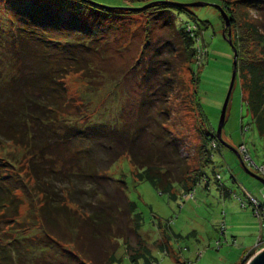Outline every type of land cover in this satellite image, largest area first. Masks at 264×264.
<instances>
[{
  "label": "trees",
  "instance_id": "16d2710c",
  "mask_svg": "<svg viewBox=\"0 0 264 264\" xmlns=\"http://www.w3.org/2000/svg\"><path fill=\"white\" fill-rule=\"evenodd\" d=\"M15 2L0 0L1 6L9 5L13 10L0 17V138L21 149L18 154H24L27 166L12 172L11 177L19 187H11L4 176L0 178V207H3L0 208V219L20 224L19 209L24 203V195L15 190L23 188L33 201V195L37 199L33 227L45 233L52 244L65 239L73 241L82 262L114 263L119 245L112 242L121 237L125 253L132 262L144 257L149 263L147 255L150 251L140 234L142 218L135 212V204L124 195L125 182L112 179L105 172L118 157L127 155L135 170L133 174L172 198L181 194L175 191V185L186 195L202 180L204 168L211 163L210 143L214 142L215 148L218 140L206 127L196 75L192 74L190 86L182 76L189 64H200L201 31L197 24L191 23L176 28L173 13L190 14L188 6L164 0H147L139 8L108 7L90 0H33L21 6ZM222 6L230 20L231 41L237 53L235 79L238 77L241 82L243 98L264 139V0H223ZM112 13L116 15L112 16ZM163 13L166 18L161 27L166 29V35L152 44V21ZM137 14L143 15L146 34L137 63L139 68L143 67L138 79L148 90L139 103L146 120L137 126L123 123L128 127L121 132L88 125L68 128H74L71 130L73 137L89 140L90 144L98 143V146L92 148V162L86 161L89 172L84 173L86 170L82 168L88 157L80 155L79 169L76 174H71L74 178L79 177V181L68 180L60 187L54 182L59 194L54 189L51 191L52 183L48 182L52 180L42 181L47 178L41 175L58 171L67 173L65 162L59 161L63 152L68 151L64 143H70L73 138L66 139L65 135L59 138L58 132L53 134L46 127L48 122L57 121L68 105L64 79L70 73H77L91 81L103 74L96 63V57L104 58L105 53V49L99 51L100 40L111 30H121L124 25L120 21L126 16ZM106 19H109L108 23ZM224 30L228 37V29ZM150 46L155 49L151 54L148 52ZM174 99L179 100L177 107L172 103ZM179 110L183 113L182 119L192 113L204 122V126H193L200 143L196 145L190 163L178 153L182 146L180 132L173 133L171 127L174 124L166 122V119H172L174 112L180 114ZM180 125L178 121L176 127ZM127 130L129 133H124ZM141 135L147 137L146 140L141 141L143 145L135 146L134 141L139 137L142 139ZM11 161L0 155V164ZM21 163L24 167V162ZM58 165L61 167L56 169ZM138 169L142 171L137 172ZM78 182L80 184L72 195V189L67 186ZM70 204L78 209L71 210ZM246 204V201L242 202V205ZM80 212H91L92 221L79 216ZM17 240L6 244L9 251L3 253V260L12 264H31L24 262L27 257L25 251L19 250ZM49 240L43 243L51 244ZM253 251L247 252L239 264H245Z\"/></svg>",
  "mask_w": 264,
  "mask_h": 264
},
{
  "label": "rangeland",
  "instance_id": "374dc122",
  "mask_svg": "<svg viewBox=\"0 0 264 264\" xmlns=\"http://www.w3.org/2000/svg\"><path fill=\"white\" fill-rule=\"evenodd\" d=\"M90 1L108 7L139 8L147 0ZM164 1L183 5L203 4L188 6L190 14L180 13L177 15L173 13V15L176 28L181 29L186 23H191L197 24L201 31L199 36L201 35L203 50L200 64H189L183 70L182 76L190 86L192 74L196 75L200 107L207 120L206 127L216 135L233 69V50L223 32L225 24L220 11V8L223 7V0ZM30 2L33 0H16L15 3L21 6ZM8 4L10 5L9 2ZM9 5L3 7L0 4V17L13 11ZM253 13L251 12V15ZM114 15L116 14L112 13V16ZM142 16L137 14L126 16L121 21L117 20L122 23L121 25H124L121 27L122 29L111 30L100 40L99 51L102 52L105 49V53L103 54L104 58H101L100 54L99 57H96V63L97 68L103 74H98L97 78L91 81L77 73H70L66 76L63 85L68 105L61 113L63 117L58 115L57 121L48 122L46 127L53 130L50 132L53 134L58 132L59 138L65 135L66 139H71L74 136L71 130L74 128H68L73 125L78 127L88 125L91 128L95 126L103 130L110 129L121 132L125 127H128L127 125L137 126L146 120L143 110L142 113L140 111L139 103L144 92L148 93V90L146 84L141 85L140 78L138 79V76L143 72V67L139 68L137 64L146 38ZM165 18L166 14L163 13L159 14L155 22L152 21L150 32L152 44L161 41L166 35V29L161 27ZM107 21L109 19H106L105 22ZM153 50H155L154 47L150 46L149 54ZM194 87L192 85V88ZM242 93L241 82L237 77L225 109L221 128L223 143L217 141L218 146L215 148H213V143H210L212 148L211 163L204 168V177L189 195L186 194L188 196H185L181 190L179 191L178 186L175 185V191L181 194H179L180 197L172 198L168 193L156 190L149 181L141 180L137 174H133L135 170L127 155L118 157L110 164L105 174L112 179L125 182L124 195L128 201L135 204V212L142 218L140 234L144 237L150 251L147 255L149 263L145 262L144 257H139L135 262H132L125 253L124 239L118 237L112 242L119 246L115 251L116 261L111 264H239L247 252L254 250L248 258L249 260L260 250L262 246L255 245L257 237L264 235V223L261 225L254 216L253 207L249 206L252 204L249 202L248 195L245 196V194H250L260 204H264V183L256 177H260L257 170L252 165L244 163L247 157L241 152V145H245L250 159L259 166L264 162V139L257 131ZM178 102L179 100H172L176 107ZM179 113L174 112L172 119H166V122L174 124V127H171L173 133L180 132L182 146L178 153L190 163L191 159L193 160L195 147L200 143L199 135L193 130V126L196 127L197 124L204 126V122L202 123L196 114H187L182 119V111L179 110ZM178 121L181 125L176 127ZM123 123L127 125L123 126ZM124 133L128 134L129 130ZM141 137L142 139L139 137L134 141L135 146L143 145L141 141L146 140L147 137L144 138V135ZM126 140L129 141V138ZM96 146L98 143L90 144L89 140L77 137H73L70 143L65 142L64 147L68 151L63 152L59 162H65V172L67 173H63L64 171L42 173V178H47L42 181L47 180L48 182L51 179L53 182H48L52 183L51 191L54 189L59 194L54 182H58L57 185L60 187V184L64 186L68 180L75 181L79 178H74L71 174H76V169H79L77 164L80 165V163H77V160H81L80 155L89 158V160L88 158L84 159L82 163L83 170H86L84 173L89 172L90 168L87 162H92V148ZM19 151L21 149L6 144L5 140L0 138V155L12 159L11 162L0 164V178L4 176V180L6 179L11 187H19V184L15 183L11 177L12 172L21 168L25 169L27 166V159L25 160L24 154H18ZM20 161L24 162V167ZM60 167L58 165L56 169ZM139 171L142 170L138 169L137 172ZM217 175H219V179ZM79 184L80 182L73 186H67L72 189V195L75 194ZM15 191L24 195V203L19 209L20 224L9 222L8 219L6 222L0 219L1 264H12L8 260H3L5 258L3 253L9 251L7 248L9 246L6 244L9 242L13 244L14 239H19L17 240L19 241V250L25 251L24 254L27 258L24 259V262L27 261L31 264H72L71 262L86 264V262H82L83 260L75 250L73 241L65 239L55 241L56 245L54 243L53 245V241L47 239L45 233L33 227V211L36 210L37 199L33 195L35 198L33 201L27 195L26 189ZM86 200H91V198L86 197ZM243 201L248 204L242 205ZM69 207L73 211L78 209L74 204H70ZM91 214V212L88 214L80 212L79 216L87 217L90 222L92 221ZM61 229L63 230V227ZM48 240L52 245L43 243ZM40 243L43 244L41 245L43 250H41ZM15 248L18 250V247Z\"/></svg>",
  "mask_w": 264,
  "mask_h": 264
},
{
  "label": "water",
  "instance_id": "95a60500",
  "mask_svg": "<svg viewBox=\"0 0 264 264\" xmlns=\"http://www.w3.org/2000/svg\"><path fill=\"white\" fill-rule=\"evenodd\" d=\"M196 5H203L202 3H193V4H187L186 6H196ZM220 11H221V15L223 17V22L225 24V28L228 29V32H227V35L228 37L225 36V30L223 31L224 32V36L226 38V40L229 42V44L231 45L232 47V50H233V69H232V77H231V81H230V86H229V90H228V93L226 95V98H225V101H224V104H223V107H222V113H221V118H220V122H219V125H218V128H217V131H216V138L219 142L223 143L222 142V139H221V128H222V125H223V122H224V114H225V109H226V106H227V103H228V99H229V96H230V92H231V89L233 87V84H234V81H235V77H236V66H237V53H236V50H235V47L233 46L232 44V41H231V32H230V20H229V17L227 16V14L223 11L222 8H220ZM237 152V151H236ZM238 154V152H237ZM239 156V154H238ZM240 158V156H239ZM241 162L243 163L242 159L240 158ZM244 165V163H243ZM262 183H264V178H262L261 176H256ZM246 264H264V248L263 249H260L255 255H253L247 262Z\"/></svg>",
  "mask_w": 264,
  "mask_h": 264
},
{
  "label": "built area",
  "instance_id": "2783aa9c",
  "mask_svg": "<svg viewBox=\"0 0 264 264\" xmlns=\"http://www.w3.org/2000/svg\"><path fill=\"white\" fill-rule=\"evenodd\" d=\"M213 146H215V143L213 142L212 144ZM241 152L244 153V156L247 157V159L244 161V163L250 164L254 167V169L257 170L258 174L264 178V162L261 165H256L255 163H253V161L250 159L249 153L245 147L244 144L241 145ZM243 156V155H242ZM247 162V163H246ZM217 178H219V176H217ZM189 195V194H188ZM185 195V196H188ZM249 197V202L252 204L253 206V210H254V215L259 219L260 223L263 224L264 223V205L260 204L254 197H252L250 194H246ZM264 198V195H263ZM260 245L262 246L260 249L264 248V238H259L258 239V244L257 246Z\"/></svg>",
  "mask_w": 264,
  "mask_h": 264
},
{
  "label": "crops",
  "instance_id": "0c3cea01",
  "mask_svg": "<svg viewBox=\"0 0 264 264\" xmlns=\"http://www.w3.org/2000/svg\"><path fill=\"white\" fill-rule=\"evenodd\" d=\"M262 237H263L262 235H260L259 237H257V243H256L255 246H257V244H258V239H259V238H262ZM254 248H255V247H254ZM254 248H253V249H254Z\"/></svg>",
  "mask_w": 264,
  "mask_h": 264
}]
</instances>
